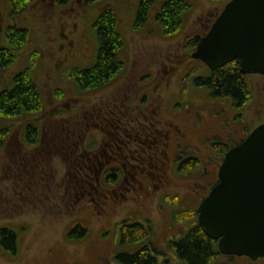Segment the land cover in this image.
Returning a JSON list of instances; mask_svg holds the SVG:
<instances>
[{
    "label": "rangeland",
    "instance_id": "1",
    "mask_svg": "<svg viewBox=\"0 0 264 264\" xmlns=\"http://www.w3.org/2000/svg\"><path fill=\"white\" fill-rule=\"evenodd\" d=\"M188 1L191 8L183 13L181 30L165 36L155 18L161 7L160 0H153L147 19L137 26L133 25V20L139 0H72L67 4L34 0L20 15H11L6 0H0V45H5V30L10 24L27 28L29 35L16 62L3 71L2 84L4 86L12 75L32 61V72L41 86L45 107L44 112L30 117L45 127L41 143L35 147L24 142L21 127L25 119L4 122L9 132L0 140V229L14 232L16 248L15 252H10L0 245V264H117V254L133 252L141 246L136 241H120L123 222L148 224L158 263L180 264L173 244L196 223L195 218L182 222V216L198 206L190 203L191 195L204 192L197 179L200 178L198 172L204 160L219 167L222 157L216 147L235 140L242 127V115L237 114L244 112L243 106L234 105L229 97L217 94L206 85L205 77H195L202 68L208 72L201 61L195 73L183 78L184 71L178 67L180 63H176L174 55L191 54L192 46L184 45L179 49V42L183 36L202 35L201 23L216 16L229 0ZM106 7L115 10L118 28L124 36L123 59L127 63L131 59V67L136 65L135 70L146 73L142 80L151 91L148 92L150 110L159 120L176 117L178 119L173 120L184 121L198 134L197 140L175 137V154L180 157L172 160L174 150H167L169 167L163 166L162 179L153 166L148 170L151 175L141 176L144 172H139L138 168L144 165L137 158L143 148L132 143L127 150L106 131L103 123L99 126L106 131L104 146L97 158L92 157V162L86 159L89 154L83 158L85 142L72 151L74 143L81 141L78 135L85 122H98L100 106L106 102L109 109L114 108L115 98L109 97L113 91L111 86L79 90L69 78L72 69L94 62L97 38L92 22ZM182 59L191 62L184 56L180 57ZM133 72L128 73L121 84L135 80L138 72ZM246 80L250 90L247 114L250 127H254L264 122V86L261 79L248 80L247 76ZM120 89L122 91L112 94L126 93L123 85ZM56 90L62 92L60 101L56 99ZM129 102L130 98L126 103L129 105ZM68 103L74 108L67 110ZM55 106L65 111L56 112ZM158 125L156 123L154 128H159ZM49 127L61 131L62 138L52 139ZM124 138L120 140L129 139L127 135ZM53 143L55 148H52ZM143 144L145 155L148 144ZM85 148L90 149L92 155L95 153L94 145L85 144ZM54 149L59 152L51 154ZM117 154L121 155L124 168L137 178L127 175L121 182L111 178L95 181L94 171L99 163L110 164L111 156ZM81 156V162H87L93 172L83 163L79 165ZM190 157L196 158L199 165L181 169L179 164ZM76 227L81 229V235L70 237L69 233ZM10 242L5 240L3 246ZM80 258L96 262H76ZM214 264H264V257L252 261L246 256H221Z\"/></svg>",
    "mask_w": 264,
    "mask_h": 264
},
{
    "label": "trees",
    "instance_id": "2",
    "mask_svg": "<svg viewBox=\"0 0 264 264\" xmlns=\"http://www.w3.org/2000/svg\"><path fill=\"white\" fill-rule=\"evenodd\" d=\"M34 0H6L11 15H20L25 12L28 5ZM60 4L70 3L72 0H56ZM95 1V0H90ZM161 7L155 18L161 32L165 36L178 33L183 25V13L191 8L188 0H160ZM217 1V0H214ZM153 0H139L136 17L133 25L137 26L147 19L149 8ZM92 31L97 38V50L94 62L87 68H74L70 77L79 90H94L98 86L111 81L119 75L122 63L119 59V51L124 42V36L118 28V19L112 7H106L100 11L92 22ZM5 45H0V140L9 132V127L4 122L8 119L23 118L26 120L24 139L27 144L36 142V124L30 119L44 108V95L37 78L32 72L33 63L30 61L26 67L17 71L9 80L2 84L3 71L11 67L18 59V53L28 41V30L25 27L10 24L5 30ZM199 36L190 39L186 47L196 45ZM207 74V73H206ZM264 82V77H263ZM206 85L222 96L229 97L235 103L248 99L250 92L244 76L239 72L235 61L220 68L214 74L206 75ZM62 92L56 90L57 98H61ZM29 119V120H28ZM222 145V144H221ZM216 150L224 154L227 147L222 145ZM199 161L190 157L180 166L181 169L196 168ZM197 211L191 209L182 216V222L196 220ZM81 229L74 228L69 236L77 237ZM76 235V236H75ZM81 235V234H80ZM152 230L148 224L139 222L125 223L120 227V241L131 243L140 242V247L133 252H122L115 256L117 264H159L153 254L151 243ZM5 240H10L3 246ZM0 245L4 249L15 252V234L6 229H0ZM180 264H214L222 255L217 248V240L207 236L203 229L193 224L180 240L173 244Z\"/></svg>",
    "mask_w": 264,
    "mask_h": 264
},
{
    "label": "water",
    "instance_id": "3",
    "mask_svg": "<svg viewBox=\"0 0 264 264\" xmlns=\"http://www.w3.org/2000/svg\"><path fill=\"white\" fill-rule=\"evenodd\" d=\"M190 57L212 71L236 61L241 73L264 76V0H229ZM197 225L222 255L264 257V122L224 153Z\"/></svg>",
    "mask_w": 264,
    "mask_h": 264
},
{
    "label": "flooded vegetation",
    "instance_id": "4",
    "mask_svg": "<svg viewBox=\"0 0 264 264\" xmlns=\"http://www.w3.org/2000/svg\"><path fill=\"white\" fill-rule=\"evenodd\" d=\"M214 16H215V14L213 15V17ZM213 17H211V19H205L204 20L205 22L201 23L203 25V27H201V29H203V33H205L207 31V29L209 28V26L211 25V23L215 19V17L214 18ZM187 42H188V37L185 38L183 36V39L181 40V42H179V49L182 46L186 45ZM123 45H124V42H123L122 47L119 51V59L122 63L119 75H117L115 78H112L111 81H107L106 83L98 86L94 90L103 89L104 87L108 88L111 86L113 88L114 92L115 91L120 92V90L122 91V89H120L121 85H123V89L125 88L124 91H126V93L123 92L122 94H120V96H118V95L115 96L112 94V92H113V91H111L112 89L110 90L111 94L109 97L115 98V101H113V103L111 102L112 104H114V108L109 109L108 103H106V102H104V104H102L100 106V108H99L100 117L98 116V122H97V120L94 121L95 119L93 120L94 122H91V121L85 122L83 129L80 130V132H79L80 134L78 135V137L80 138V140L82 142L81 141L75 142L74 148L72 149V151H74L75 148H77V145L79 143L84 144L83 142H85L86 146H88V147L91 145H94L95 153L93 155L90 152V149L88 150L85 148V144H84L83 149H82L83 150V158L89 154V156H87L86 159L89 162H92L93 161L92 157L97 158L98 154L102 153V150H103L102 147L104 146L102 141H103V137L105 136L104 132L109 131L113 135V137L115 139H117V141H119L123 146L126 147L127 150H128V145L132 146V143H133V146H138L140 148H143L140 150L141 152L138 153L139 155L137 158L144 165V167L138 168L139 172H144V174H141V176L144 177V175L145 176L146 175L148 176L149 174L151 175L152 172H149L148 170L150 167L153 166L154 169L155 168L157 169L158 178L162 179L163 175H165L163 166H166L168 160L170 159L167 150L169 148H172V150H174V152L172 151L173 152V155L171 158L172 160L177 161L180 157L178 153L175 154V147L177 146L175 144V137L179 136V137H182L186 140H192V139L197 140L198 134H196V132L193 129L187 127V123H185L184 121L173 120V119H178L176 117L170 118L168 120L161 118L162 120H159L158 115L157 114L154 115V112L152 110H150L151 104L148 103L149 98H151V94L149 96L148 92H151V91L148 89L146 82L144 83L142 80L146 73L141 71V69L135 70L136 65L131 67V59L128 61V63L123 59V53L121 52ZM194 48H195V46L192 48V51L194 50ZM181 56H184V58L191 60V62L190 61L183 62V59L180 60ZM174 57L176 58V63L177 62L180 63L178 65V67L183 69V71H184L183 78L186 77L189 73H192V72L195 73V69L200 66V64L198 63L199 60L191 59L190 54H188L187 52L176 53L174 55ZM174 65H171V67L175 68ZM203 66H204V64H203ZM87 67H82L81 69H84ZM204 67L206 68V66H204ZM207 70H208V72H205L204 68H202L201 70H198L199 72L197 73V75L195 77H197V76H199V78L200 77H206V75H208L210 73L214 74L219 69L214 70V71H211L209 69H207ZM133 71L138 72L136 74L135 80H133L131 82V80L129 79L128 80L129 82H125V83L121 84V82H123V80H125L128 73L131 74V72H133ZM241 74L244 76V81H246L247 85H248V81L246 80L247 76H248V80H250V79H252V80L261 79V82L263 81V76L258 75V74H248V75L243 74V73H241ZM154 75H155V72H154ZM69 78L72 79L70 77V73H69ZM73 83H74V81H73ZM165 84L167 85V83H165ZM73 85H74V87H76L75 83ZM263 86H264V82H263ZM129 91H133V92L128 93ZM249 97H248V99H249ZM129 98H130V102L128 105L126 102ZM56 99L58 101H60L61 98H56ZM248 99H245L239 103H235L234 101H232L233 104L236 106H243L244 112L237 114V115H242V127L241 126L239 127L240 132L237 134V137L235 138L234 141H232L231 143L227 142L226 144L221 143L224 147L229 148V147L239 143L240 141L245 139V137L248 135V133L255 127V126L250 127V120H249L250 116L247 114V109L249 108V103H247ZM148 107H149V110H148ZM72 108H74L72 106V104L68 103L67 110H70ZM44 109H45V107L38 114H41L42 112H44L45 111ZM54 109L57 110L56 112L65 111V109H63L59 106H55ZM38 114H36V115H38ZM87 117H86V119H87ZM34 122L36 124V127H35V131L37 134L36 142L34 144H27L28 146L31 145L32 147H35L39 143H41L42 130H43V128L45 129V127H43L37 121H34ZM158 122H159V125H158ZM101 123H103V126L107 128L106 131L103 128V126H99V124H101ZM156 123L159 126V128H157V129L154 128V126H156ZM25 127H26L25 125H22L21 130H24ZM93 128H94V130H92ZM75 130H76V128H74V132H75ZM48 131L52 134V137H51L52 139L56 140V139L62 138L59 135V133L61 131L54 130L51 127L48 128ZM74 132L72 131L71 133H74ZM124 135L125 136L127 135L129 137V139L125 140V142L124 141L122 142V140H120V137L125 139ZM24 142H26L25 139H24ZM57 142H60V141L57 140ZM64 143H67V142L64 141ZM143 143L148 144V151L145 152V155L143 154L144 153V144ZM52 148H55V143H53ZM58 152H59V149H54V151L51 152V154H55ZM120 157H121V155H119V154L111 156V158L113 160L110 164H107V165L105 163H99L100 165H99L98 169L96 168L94 171L95 172L94 173L95 181H97V180L100 181L102 179L103 180L104 179L109 180L111 178V180H113V181H116V179H119V182H121L122 179L126 180L127 175L133 176L134 173H131L124 168ZM122 157H125V156L122 155ZM221 157H223V155H221ZM74 158L77 159V157H74ZM81 159H82V156L79 159L80 160L79 165H80V163H83V166H85V168H87L88 171L90 170L91 172H93L92 168L89 165H87V162H85V161L81 162L82 161ZM151 160H153L152 163H151ZM181 164H179V165L181 166ZM94 167H95V165H94ZM81 169L84 172H86V169H84V167H81ZM217 171H218V164L217 165L210 164L208 160H204V162L202 164V168L198 172V176L201 179L197 177L200 184L202 185V190L204 192L202 195H200V194H198L197 196L191 195L190 198L192 200L190 199V203L199 204L200 201L203 199V197H205L207 195V193L209 192L211 187L217 181ZM0 174H1V170H0ZM134 178L136 179L137 176H135ZM139 181H141V180H139ZM68 260L69 259H67V261ZM80 260H88V261L94 262V263L96 262V260L92 261V260H89L86 258L85 259L80 258V259L76 260V262H78ZM73 262L74 261H72V263Z\"/></svg>",
    "mask_w": 264,
    "mask_h": 264
}]
</instances>
